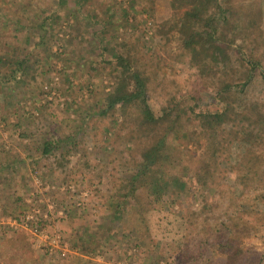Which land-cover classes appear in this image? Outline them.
<instances>
[{
  "label": "rangeland",
  "instance_id": "374dc122",
  "mask_svg": "<svg viewBox=\"0 0 264 264\" xmlns=\"http://www.w3.org/2000/svg\"><path fill=\"white\" fill-rule=\"evenodd\" d=\"M205 1L0 0V264H178L170 227L152 229L146 246L123 230L109 204L134 175L138 146L150 133L137 132L141 102L99 114L121 70L119 55L145 79L154 114L171 107L167 145L187 174L204 151L197 114L219 111L224 99L235 109L215 190L185 175L190 193L157 207L163 215L186 208L198 214L212 203L209 213L190 219L193 230L247 201L255 208L236 216L257 232L234 238L223 253L239 252L246 258L240 263L250 264L248 254L263 252L264 199L253 198L264 197V185H235L234 171L248 151L264 154L255 140L264 132V81L258 73L246 80L250 55L264 67V0ZM226 83L233 85L229 94ZM163 175L148 171L138 185L150 187ZM258 177L264 173L251 178ZM116 201L122 217L130 202ZM26 215L38 221V232L33 220L20 222Z\"/></svg>",
  "mask_w": 264,
  "mask_h": 264
},
{
  "label": "trees",
  "instance_id": "16d2710c",
  "mask_svg": "<svg viewBox=\"0 0 264 264\" xmlns=\"http://www.w3.org/2000/svg\"><path fill=\"white\" fill-rule=\"evenodd\" d=\"M197 2L206 1L190 0L189 4L192 7H197ZM221 9L217 6V10L220 11ZM213 34L215 32L207 34L208 38H213ZM213 48L217 47L214 46ZM216 55L219 54H213V56ZM116 61L121 70L117 75V81L113 89L105 96L99 114L105 116L118 105L125 106L137 101L141 102L140 118L136 126L137 132L148 130L150 133L147 135L148 143L144 146L141 145V148L140 145L138 146V158L134 168H132L135 172L134 175L127 178L120 185L116 194L109 198L113 217L121 222L124 231L137 236L140 242L145 243L146 246L150 244V231L152 229L155 228L161 231L164 227H170L172 248H178L176 253L178 264H241L242 256L238 255L239 252L227 256L223 251L228 248V244L234 238L248 236L255 231L250 229L248 224L241 220V217L236 216L244 208H255L254 204H248L247 201H237L232 209L229 206L226 207L223 211V217L213 221L212 225L206 224L207 220L204 219L202 225L193 230L189 229L190 219L197 216L201 218L209 213L212 209V203L209 206L202 207L198 214L186 208V210L179 209L175 212L169 210L172 213L163 215L162 209L157 207V204L163 201L173 206L177 198L183 193H187V195L190 193L185 175L191 174L199 188L215 190L218 181L225 173L221 166L220 156L225 154L230 146L229 135L234 132L233 125L238 120L235 109L224 99L219 111H206L197 114L202 126V135L200 134L199 137L205 140L204 145H202L204 151H202V158H200L202 160L198 162L197 167L187 174L188 168L185 163L175 167L176 162L180 163L181 159H173L176 151L174 149L169 150L167 145L170 130L174 128L173 116L175 114L171 111V107L162 108L161 115L156 116L149 104L146 103L148 89L145 79L140 77L136 69H131L129 57L119 55ZM248 64L250 68L246 74L247 82H251L256 73L264 81V67L260 69L261 66L256 57L250 55ZM232 90L233 85L226 83L224 91L229 94ZM190 113H194L193 108H191ZM227 124L229 126L225 128ZM257 132L255 140H259L264 147V132L260 129ZM243 133L244 136H247L251 132L246 133V131H243ZM51 147L49 143L45 144L43 154H48ZM128 157H131V155L128 154ZM184 157L186 156L184 155ZM261 157L264 162L263 152L260 156H255L252 151L245 154L243 162L239 165L240 168L234 171L235 185L244 187L252 186L251 183L260 184L261 187L264 185V180L259 181V177L251 178L261 172L264 173V164L261 166L259 163ZM168 166L170 171L165 170ZM151 170H163L164 178L155 180L150 187L138 185V179ZM262 188L264 192V187ZM116 198H122L124 201L130 202L131 209L122 217L120 211L122 206L116 201ZM263 199V195L253 198L257 202ZM231 212L234 213L230 214ZM258 214L263 223L262 228H264V213L258 212ZM37 223L38 221H36V227ZM248 255L250 264H264V250L262 253L251 252ZM245 259H242V261Z\"/></svg>",
  "mask_w": 264,
  "mask_h": 264
},
{
  "label": "built area",
  "instance_id": "2783aa9c",
  "mask_svg": "<svg viewBox=\"0 0 264 264\" xmlns=\"http://www.w3.org/2000/svg\"><path fill=\"white\" fill-rule=\"evenodd\" d=\"M29 219L33 220L32 215H31V216L26 215L23 219H20V222H21V223H24V225H27V223H25L24 221H25V220L28 221ZM29 226L31 227L32 231H34V232H38L37 227H36V222H35V220H33V222H32ZM64 254H65V253H62V255H64Z\"/></svg>",
  "mask_w": 264,
  "mask_h": 264
}]
</instances>
